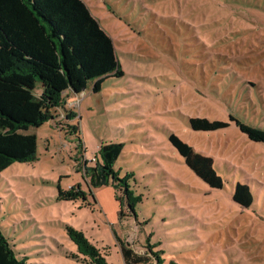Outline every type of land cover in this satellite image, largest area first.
<instances>
[{
  "label": "rangeland",
  "instance_id": "rangeland-1",
  "mask_svg": "<svg viewBox=\"0 0 264 264\" xmlns=\"http://www.w3.org/2000/svg\"><path fill=\"white\" fill-rule=\"evenodd\" d=\"M84 1L114 39L124 75L71 92L53 119L29 129L37 158L0 173V225L17 256L91 264L72 256V225L109 264H127L122 241L150 264L153 253L160 264H264V0ZM191 117L230 126L193 130ZM171 134L214 158L223 188L186 165ZM112 141L125 143L115 170L132 173L143 196L134 211L117 200L123 189L90 183L86 167ZM238 181L252 189L249 207L232 199ZM72 188L84 195H61Z\"/></svg>",
  "mask_w": 264,
  "mask_h": 264
},
{
  "label": "trees",
  "instance_id": "trees-1",
  "mask_svg": "<svg viewBox=\"0 0 264 264\" xmlns=\"http://www.w3.org/2000/svg\"><path fill=\"white\" fill-rule=\"evenodd\" d=\"M123 75L114 39L84 0H0V173L15 162L37 158V137L29 129L53 119L55 107L65 104L71 92H82L90 81H94L93 91L98 92L105 78ZM38 86L40 94L36 93ZM190 126L193 130L215 131L229 127L230 122L191 117ZM170 140L200 179L213 188L224 187L211 155L175 134L170 135ZM124 147V142L102 143L100 157L86 168L92 186L112 182L124 190L117 195L121 207L126 199L134 211L143 196L131 188L129 178L133 174L121 177L115 170ZM60 193L66 199L84 195L83 190L76 188ZM232 199L244 207L251 206L254 194L250 185L236 182ZM66 228L77 246L74 258L109 264L82 230L72 225ZM121 250L127 264H150L152 260L148 254H136L123 241ZM153 257L157 264L161 263L157 253ZM0 264H28L24 257L17 256L1 225Z\"/></svg>",
  "mask_w": 264,
  "mask_h": 264
}]
</instances>
